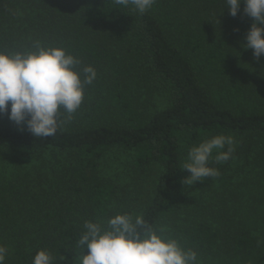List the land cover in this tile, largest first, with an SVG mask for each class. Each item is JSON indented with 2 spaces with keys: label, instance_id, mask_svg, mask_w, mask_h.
<instances>
[{
  "label": "trees",
  "instance_id": "obj_1",
  "mask_svg": "<svg viewBox=\"0 0 264 264\" xmlns=\"http://www.w3.org/2000/svg\"><path fill=\"white\" fill-rule=\"evenodd\" d=\"M226 7L156 0L140 15L115 0H0V52L39 41L77 57V72L97 73L79 109L70 118L61 109L52 137L0 114L5 264H32L39 250L79 264L85 221L107 227L116 214L164 228L198 264H264V56L244 46L253 23L244 5L235 17ZM232 60L246 65L236 82ZM221 134L236 143L227 162L210 158L219 175L185 183L189 149ZM111 151L138 173L159 169L144 205H128L130 191L101 168ZM39 153L50 160H32Z\"/></svg>",
  "mask_w": 264,
  "mask_h": 264
},
{
  "label": "clouds",
  "instance_id": "obj_2",
  "mask_svg": "<svg viewBox=\"0 0 264 264\" xmlns=\"http://www.w3.org/2000/svg\"><path fill=\"white\" fill-rule=\"evenodd\" d=\"M115 2L143 15L156 0ZM225 3L232 17L244 5L243 14L253 20L244 46L254 57L264 56V0ZM32 49L10 55L0 52V114L7 111L8 119L24 125L33 137H52L61 122V109L70 118L83 102L85 86L93 83L97 73L91 66L77 72L80 60L62 47H47L36 41ZM234 143L231 135L221 134L191 147L182 167L190 173L184 182L192 185L205 177L218 176L219 171L209 166L210 158L215 151L216 163L227 162L235 150ZM84 228L77 242L82 253L79 264H198L195 251L183 249L176 239L163 235L164 228H154L142 215L116 214L108 219L107 227L85 221ZM7 253V247L0 245V264H5ZM32 264H53L52 254L39 250Z\"/></svg>",
  "mask_w": 264,
  "mask_h": 264
},
{
  "label": "rangeland",
  "instance_id": "obj_3",
  "mask_svg": "<svg viewBox=\"0 0 264 264\" xmlns=\"http://www.w3.org/2000/svg\"><path fill=\"white\" fill-rule=\"evenodd\" d=\"M229 64L235 69V78H233L232 80L234 82L239 79L241 80L242 71L246 67L244 62L232 60ZM246 77L247 78L243 80L245 82L248 81L250 84L254 85V72L250 71L248 74L246 73ZM248 77H252V79L248 80ZM235 140L236 139H234V141ZM2 152H4L5 155L8 154V156L12 155V153L8 151ZM16 155L18 154L16 153ZM215 155L216 152L214 151L212 159H214ZM34 157L31 158L32 160H35V162L36 160L49 161L51 158L49 153H39ZM129 166V157L126 154L120 153L118 151H111L101 162V168L105 170V174L112 177L114 176V179H119L118 183L121 184V186H123L124 188H127L128 191H130L129 194L125 196V198L129 202L128 205L133 208L135 206L137 207L138 205L142 206L148 201V198L153 191L155 181L157 180L159 169L157 167H151L145 171H142L141 173H138L129 168ZM211 195L212 193H210V196ZM132 197H136L137 199L133 198L134 201H132Z\"/></svg>",
  "mask_w": 264,
  "mask_h": 264
}]
</instances>
